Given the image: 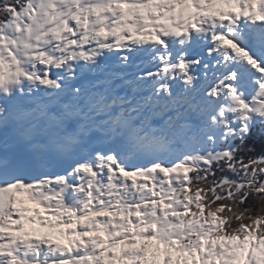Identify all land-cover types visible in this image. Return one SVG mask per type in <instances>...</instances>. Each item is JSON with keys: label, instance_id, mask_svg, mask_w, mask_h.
Segmentation results:
<instances>
[{"label": "snow or ice", "instance_id": "obj_1", "mask_svg": "<svg viewBox=\"0 0 264 264\" xmlns=\"http://www.w3.org/2000/svg\"><path fill=\"white\" fill-rule=\"evenodd\" d=\"M0 264H264V0H0Z\"/></svg>", "mask_w": 264, "mask_h": 264}]
</instances>
